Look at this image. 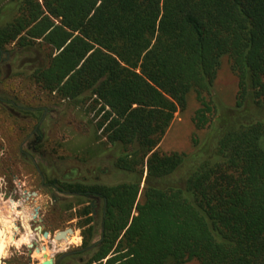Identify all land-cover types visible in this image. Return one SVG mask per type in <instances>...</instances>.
I'll list each match as a JSON object with an SVG mask.
<instances>
[{"label":"trees","instance_id":"obj_1","mask_svg":"<svg viewBox=\"0 0 264 264\" xmlns=\"http://www.w3.org/2000/svg\"><path fill=\"white\" fill-rule=\"evenodd\" d=\"M9 45L44 91L96 111L125 176L66 187L100 198L80 211L82 264H264V0H0ZM223 57L228 109L212 97ZM190 94L205 135L163 151Z\"/></svg>","mask_w":264,"mask_h":264},{"label":"rangeland","instance_id":"obj_2","mask_svg":"<svg viewBox=\"0 0 264 264\" xmlns=\"http://www.w3.org/2000/svg\"><path fill=\"white\" fill-rule=\"evenodd\" d=\"M6 48V52H11L14 49V45H9ZM2 58H5V56L1 57V59ZM31 60L33 59L29 56L17 54L15 56L10 55V61H7L5 64L3 62L0 64V96L6 100L16 99L27 106L48 107L49 113L47 114L48 120H46V127H53V123L58 120L56 130L61 138L65 139L66 154L69 164L68 174L72 172L73 166L77 164L78 171L83 175H86L85 171L87 168H95L96 176L100 178L99 180L102 183H116L124 179V174L117 173L113 169V154L109 151V145L104 143L105 138H98L99 135L96 133L95 129V123L97 121V119H95L96 111L91 110L89 106L84 108L76 107L68 101H61L57 99L55 95L44 91L38 84L29 78L27 71L22 69L24 65ZM237 90L238 81L231 70L230 59L228 57H223L217 72L212 97H217L222 106L228 109L235 104ZM209 97L210 96H208V98ZM199 108L200 103L197 101L196 96L190 94L185 110H179L175 113L174 121L160 144L161 150L166 152H190L193 150V141L195 139H202L206 130H198L193 121L195 113ZM41 111L37 114L38 116H41ZM214 115L215 113L213 114V118ZM12 116L14 115H10L0 109V132H12L10 127L4 124L8 122L11 123V121H7L6 118ZM19 117L22 116L19 115ZM0 175L4 177L5 173L0 172ZM5 192L8 191L5 189L0 191V228L2 227L4 232L8 231V237L5 236L1 238L0 236L1 242L4 244V259L2 264H29L26 255L20 254L16 249V245L20 246L23 243H12V240L16 237V233L13 232L11 227L13 226V222H18L17 215L19 214L20 216L25 215L23 222L26 224V215L28 212L32 207L44 204L47 200V196L41 197L35 203H27L24 205L25 207L22 206L19 208L18 205L21 202ZM65 199L67 203L64 206L65 212L62 214V217L66 218L68 222H71V225L75 227V233L69 235L65 240L52 243V245L49 244V242L43 241L42 245H51L50 247H52L51 249L48 248L45 252L49 257L55 256L56 253L54 250L56 251L57 248L60 250H76L80 248L83 243L81 229L78 227L79 223L82 221L80 211L84 206L90 205L91 201L79 196H68ZM21 242H30V240L24 236ZM54 246L57 248H54ZM32 260L31 264H40L43 260L41 253L34 252ZM82 263L84 262H81V264ZM184 264L198 263L189 261Z\"/></svg>","mask_w":264,"mask_h":264},{"label":"flooded vegetation","instance_id":"obj_3","mask_svg":"<svg viewBox=\"0 0 264 264\" xmlns=\"http://www.w3.org/2000/svg\"><path fill=\"white\" fill-rule=\"evenodd\" d=\"M10 55L9 52H1L0 64L10 61ZM3 56L5 58L1 59ZM0 109L14 115L6 118L11 123H4L12 132H0V172L5 173V178L0 175V191L5 189L8 191L5 192L6 194L19 200L21 202L18 205L19 208L47 196L44 204L36 205L28 212L26 224L23 222L25 215L19 214L18 222H13L11 227L14 228L13 232H16L17 237L12 243L19 242L23 234L30 236V242L16 245V249L20 254L26 255L27 262L31 264L33 253L37 252V249L41 250L43 258L45 253L43 246L47 250L52 248L50 247L52 243H58L59 240L55 239L58 232L72 228L73 234L75 233V227L71 225V222L62 217L67 203L65 198L86 197L77 192L68 191L66 187L69 184L94 185L101 182L96 176L95 168H87L86 175H83L78 171L76 164L72 172L68 174L65 139L61 138L56 130L58 120L53 123V127H46L48 107L27 106L16 99L6 100L0 96ZM40 111L42 114L38 116ZM88 197L92 198V205L96 202L94 211L96 213L100 208V198L93 193H90ZM5 232L8 237V231ZM45 233L47 237L44 236ZM69 235L67 234V237ZM43 241L51 245H42ZM54 248L57 247L54 246ZM81 250V247L76 250L57 248L56 251L54 250L55 256L52 257L53 264H72V261L73 264H79L82 261L79 254Z\"/></svg>","mask_w":264,"mask_h":264},{"label":"water","instance_id":"obj_4","mask_svg":"<svg viewBox=\"0 0 264 264\" xmlns=\"http://www.w3.org/2000/svg\"><path fill=\"white\" fill-rule=\"evenodd\" d=\"M73 229L72 228H67L64 231H60L56 234L55 239L56 240H62V239H67V234H73ZM0 236L1 238H4L6 236V232H4L3 228H0ZM45 237H47V233L44 234ZM43 251H46V248L43 247L42 248ZM3 250H4V244L1 242L0 243V264L3 263ZM38 253H41V250L37 249ZM43 258L44 260L40 263V264H53V258L49 257L47 254H43Z\"/></svg>","mask_w":264,"mask_h":264},{"label":"crops","instance_id":"obj_5","mask_svg":"<svg viewBox=\"0 0 264 264\" xmlns=\"http://www.w3.org/2000/svg\"><path fill=\"white\" fill-rule=\"evenodd\" d=\"M13 229H14V228H13ZM14 233H16V232H14ZM24 236H26V237L30 240V236H29V235H24V234H23V236H21L20 241H19V242H15V243H28V242H21ZM15 238H17V237H15ZM15 238H14V239H15ZM14 239H13V240H14ZM13 240H12V241H13ZM16 241H17V240H16ZM30 241H31V240H30ZM43 247H44V246H43ZM46 251H47V250H46ZM46 251H45V252H46ZM36 253H38V252H36ZM39 254H40V253H39ZM44 254H46V253H44ZM42 261H43V260H42ZM42 261H41V262H42Z\"/></svg>","mask_w":264,"mask_h":264},{"label":"bare ground","instance_id":"obj_6","mask_svg":"<svg viewBox=\"0 0 264 264\" xmlns=\"http://www.w3.org/2000/svg\"><path fill=\"white\" fill-rule=\"evenodd\" d=\"M1 228H2V227H1ZM71 235H72V234H71ZM67 238H68V237H67ZM74 239H75V238H74ZM78 239H79V238H78ZM64 240H65V239H64ZM80 240H81V239H80ZM80 240H79V241H80ZM77 241H78V240H77ZM67 242H68V241H67ZM74 243H75V242H74ZM47 255H48V254H47ZM48 256H49V255H48Z\"/></svg>","mask_w":264,"mask_h":264}]
</instances>
